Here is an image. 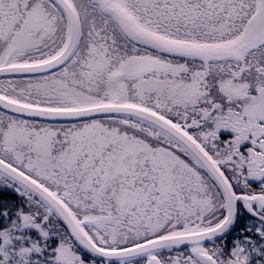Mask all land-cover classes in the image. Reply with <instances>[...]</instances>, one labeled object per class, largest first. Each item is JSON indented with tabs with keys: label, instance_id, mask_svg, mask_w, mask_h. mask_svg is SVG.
<instances>
[{
	"label": "snow or ice",
	"instance_id": "obj_1",
	"mask_svg": "<svg viewBox=\"0 0 264 264\" xmlns=\"http://www.w3.org/2000/svg\"><path fill=\"white\" fill-rule=\"evenodd\" d=\"M0 264H264V0H0Z\"/></svg>",
	"mask_w": 264,
	"mask_h": 264
}]
</instances>
